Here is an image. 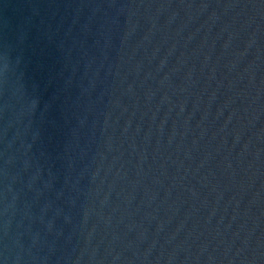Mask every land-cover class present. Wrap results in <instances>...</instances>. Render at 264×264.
Returning <instances> with one entry per match:
<instances>
[{
  "label": "water",
  "instance_id": "obj_1",
  "mask_svg": "<svg viewBox=\"0 0 264 264\" xmlns=\"http://www.w3.org/2000/svg\"><path fill=\"white\" fill-rule=\"evenodd\" d=\"M0 264H264V0H0Z\"/></svg>",
  "mask_w": 264,
  "mask_h": 264
}]
</instances>
